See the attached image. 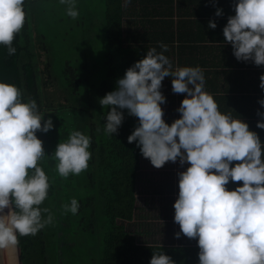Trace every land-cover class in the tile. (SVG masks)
<instances>
[{
	"label": "clouds",
	"instance_id": "obj_1",
	"mask_svg": "<svg viewBox=\"0 0 264 264\" xmlns=\"http://www.w3.org/2000/svg\"><path fill=\"white\" fill-rule=\"evenodd\" d=\"M66 15L79 16L78 0H58ZM130 3L131 0H126ZM25 0H0V44L9 55L17 49L13 40L26 19ZM235 14L223 27L225 43H231L238 61L264 66V0H233ZM217 7L215 15L222 16ZM208 27L217 24L209 20ZM126 69L116 87L99 99L110 111L103 124L113 136L129 115L138 124L128 135L141 154L157 168L176 162L178 196L174 202L175 233L197 239L198 264H264V142L243 119L222 113L213 95L205 90L200 66H179L165 55L168 45L160 42ZM171 77L172 91L186 93L170 124L163 118L166 103L162 81ZM259 87L264 90V73ZM264 108V98L258 100ZM34 98H25L15 84L0 81V255L5 264H18L15 255L19 237L36 235L54 222L50 209L40 207L49 196V177L39 161L49 156L37 131L55 127L45 119ZM256 127L264 129V111ZM43 121V123H42ZM91 136L80 130L59 141L54 155L61 177L79 175L89 166ZM242 181L232 189L230 182ZM65 213L77 214L80 204L73 197L62 205ZM47 213V215H43ZM149 264H176L164 252H155Z\"/></svg>",
	"mask_w": 264,
	"mask_h": 264
},
{
	"label": "trees",
	"instance_id": "obj_2",
	"mask_svg": "<svg viewBox=\"0 0 264 264\" xmlns=\"http://www.w3.org/2000/svg\"><path fill=\"white\" fill-rule=\"evenodd\" d=\"M49 1L25 0V24L12 42L17 49L15 54L9 55L7 46L0 44V81L15 84L25 98H34L39 110L46 113L45 119L51 116L55 125L47 133H36L49 155L39 163L51 184L49 196L40 207L50 209L55 219L34 236L19 237L22 264H149L155 252H164L176 264H198L199 248L139 243L119 222L131 220L135 214L142 154L136 142L129 143L127 137L137 126L138 117L122 110V125L117 133L109 136L103 124L110 108L99 103L100 98L115 89L126 69L142 59L148 49L161 50L154 31L169 27L162 26V21L149 19L145 33H137L139 28L134 26L135 30H131L130 21L138 16V11L126 0H105L106 76L96 82V66L88 46L95 13L92 10H86L82 16L80 13V8L88 7L82 4L89 0H78V23L83 25L84 41L82 46L75 47V55L60 53L58 35L48 19ZM150 13L141 15L147 17ZM165 34L164 44L170 41L186 45L184 33L178 34L177 43L173 33ZM73 130L91 136L92 157L86 170L65 178L58 174L52 154L58 142L66 140ZM73 197L80 204L75 215L70 211L65 213L62 207L70 204Z\"/></svg>",
	"mask_w": 264,
	"mask_h": 264
},
{
	"label": "crops",
	"instance_id": "obj_3",
	"mask_svg": "<svg viewBox=\"0 0 264 264\" xmlns=\"http://www.w3.org/2000/svg\"><path fill=\"white\" fill-rule=\"evenodd\" d=\"M127 4L138 11V16L130 21V26L133 27L131 30H135L136 26L139 28L137 33H145V24L151 19L162 21V26L167 24L169 27L153 30L159 43L166 40L165 33L169 36L173 33L175 43L179 33L185 34L183 42L186 45H176L168 41L169 48L165 55L172 60L174 66H200L205 76V90L213 95L219 110L233 118L243 119L250 130L257 132L264 142V129L256 127L257 120L261 119L257 110L264 111L258 103L260 98H264V90L259 87L264 66L238 61L231 43L224 42L223 27L228 16L235 14L233 0H168L167 3L160 0L158 3L133 0V3ZM217 7L223 9L222 16L215 15ZM157 10L161 13H156ZM147 11L154 15L150 13V16L142 17L141 14ZM209 20L216 22L215 29L208 27ZM161 91L166 97V103L161 105L163 118L170 124L179 118L177 108L187 94L172 91L171 77L162 81ZM187 166H182L177 160L168 161L157 168L148 158L143 155L140 157L135 214L133 219L125 220L124 224L139 243L198 248L197 239L188 238L184 234L179 238L175 236L180 231L179 224L174 222L173 207L179 191L178 172L185 170ZM241 183L242 181L230 182L227 187L232 189Z\"/></svg>",
	"mask_w": 264,
	"mask_h": 264
},
{
	"label": "rangeland",
	"instance_id": "obj_4",
	"mask_svg": "<svg viewBox=\"0 0 264 264\" xmlns=\"http://www.w3.org/2000/svg\"><path fill=\"white\" fill-rule=\"evenodd\" d=\"M81 4V1H80ZM88 7L80 8L81 16L85 14L86 10H92L95 13L94 29L90 33L88 39L89 51L91 58L96 66L94 79L96 82H100L106 76V65H105V52L107 50L106 41V26L104 12L106 9L105 0H89L87 3ZM77 3V7H78ZM50 12L48 19L51 21V27L58 35V46L60 47V53L75 55V47L83 45L82 38V26L78 23L79 16L75 19L66 15V5H62L58 0H50L48 3ZM119 222L125 224V220H119Z\"/></svg>",
	"mask_w": 264,
	"mask_h": 264
},
{
	"label": "water",
	"instance_id": "obj_5",
	"mask_svg": "<svg viewBox=\"0 0 264 264\" xmlns=\"http://www.w3.org/2000/svg\"><path fill=\"white\" fill-rule=\"evenodd\" d=\"M16 256H18V264H22V260H21V248L18 245L17 249H16ZM0 264H3V260H2V255H0Z\"/></svg>",
	"mask_w": 264,
	"mask_h": 264
},
{
	"label": "bare ground",
	"instance_id": "obj_6",
	"mask_svg": "<svg viewBox=\"0 0 264 264\" xmlns=\"http://www.w3.org/2000/svg\"><path fill=\"white\" fill-rule=\"evenodd\" d=\"M3 264H5L4 257L2 256Z\"/></svg>",
	"mask_w": 264,
	"mask_h": 264
}]
</instances>
